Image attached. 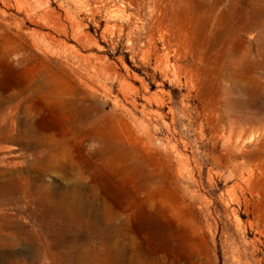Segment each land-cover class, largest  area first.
Listing matches in <instances>:
<instances>
[{
  "label": "rangeland",
  "instance_id": "1",
  "mask_svg": "<svg viewBox=\"0 0 264 264\" xmlns=\"http://www.w3.org/2000/svg\"><path fill=\"white\" fill-rule=\"evenodd\" d=\"M78 109L129 158L91 160ZM233 130L237 176L219 166ZM42 144L64 158L39 161ZM0 169L52 200L80 173L86 188L71 210L5 196L0 264H89L103 237L168 264H264V0H0Z\"/></svg>",
  "mask_w": 264,
  "mask_h": 264
},
{
  "label": "bare ground",
  "instance_id": "2",
  "mask_svg": "<svg viewBox=\"0 0 264 264\" xmlns=\"http://www.w3.org/2000/svg\"><path fill=\"white\" fill-rule=\"evenodd\" d=\"M145 109L146 108L144 107V109H143L144 113H146ZM79 112H82V113H79ZM76 113H78V114H76V118L72 122L73 128L76 132V135L84 137L83 139L88 140L89 144L93 147V149H92L93 153L91 156L92 157L91 160L93 159L94 162L102 163L104 161L116 162L119 160H127L129 158V154L126 153L124 146L120 142L114 141L109 137H105L103 135V133H101V130H96V131L91 130L90 133L85 132L83 130V128H85V126H89L90 124H93V122H94V119L91 118L87 109H85V110L78 109V110H76ZM148 113H149V111H148ZM135 138L137 139V137H135ZM241 138H242V132L239 133V132H235L234 130L231 131V134L229 136L225 137V139H224V151L228 155L226 156V161L224 163H222V162L219 163L220 164L219 166H222L225 168L232 166L233 167L232 171L234 170L236 172V173L235 172L232 173V175L234 174V176H237V170H238L237 160L239 158L238 151H239V147H240ZM138 139L140 142H142L143 144H146V145L150 142L149 136L144 137V138L138 137ZM40 140H42V138L38 137L39 143H40ZM40 147H41V150H43L42 152H44L46 156L42 155L43 158H41L40 160L38 159L39 161H42V162L43 161H45V162L46 161H48V162L54 161L55 162L58 160L60 161L61 159L64 158V156L60 155V153L59 154H56V153L47 154L44 144H42ZM38 158H40V156ZM55 164H57V162ZM58 165L59 164H57V166ZM58 167H60V166H58ZM66 168H68V166ZM67 171H69V170H67ZM229 171H231V170H229ZM65 172H66V170H65ZM3 174H4V170L0 169V177L3 176ZM81 175L82 174L80 173L78 176H76L75 181H73V186L71 188L72 192L68 191V193H62V194L58 195L57 199L53 198L54 200H52V198H50L51 193L49 192V190H47V186L41 185L42 181H38L35 179L21 178L20 175H19L20 176L19 177L17 175L12 174L11 176H9L8 179H6V178H5V180L0 179V206H1V203H3L1 200L5 196L7 197V195L13 194L16 190H20L24 194L38 195V197H40V199H43V197L50 198L52 200V205L56 209H68V210L75 209V205L73 204L72 201H70V198L74 197L73 196L74 194L77 195V192L80 189L86 190L85 186L83 185V183L81 181V178H82ZM146 178H149L148 180H150V176H147ZM82 197H84V196H82ZM74 200H75V198H74ZM39 203H40V200H39ZM86 209H88V208H86ZM82 212H83V210H82ZM2 217H4V216L0 215V219H2ZM104 218H105V220H108L107 223H109V229H110L111 224H112L111 217H109V215L105 214ZM98 219H99V217H98ZM5 224L10 226L11 222L9 221V219H6L4 217V220H2V222L0 221V229H4ZM119 230H120L119 228H115V230L112 232L114 234L115 233L118 234ZM99 235L102 237V234H99ZM101 240H102V243L104 242L103 246L93 247V248H91L90 246L81 247L82 249L80 251H82L85 255L87 254L90 257L88 260L89 264H168L165 262L166 260L161 255L156 260V259L151 258L146 253L140 252V251L132 250V251L126 253L123 244L119 241L118 238L116 239V241L114 243H108L104 239V237ZM74 247H76V245ZM79 249H77V250H79ZM132 249H133V247H132ZM175 249L176 250L178 249L177 244L175 245ZM74 252L75 251H73L72 254ZM76 254L74 253V255H76ZM77 258H80V257H77ZM188 259L192 260L191 257H188ZM74 260L76 261V259H74ZM252 260H253L254 264H260L259 259L252 258ZM170 264H180V262L178 261L177 258H175V259H173V261H171Z\"/></svg>",
  "mask_w": 264,
  "mask_h": 264
}]
</instances>
